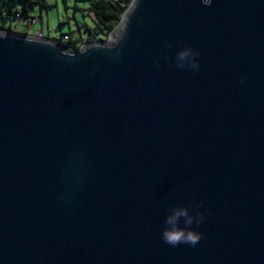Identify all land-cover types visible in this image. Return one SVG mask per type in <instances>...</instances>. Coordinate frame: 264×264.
Returning <instances> with one entry per match:
<instances>
[{
    "label": "water",
    "instance_id": "1",
    "mask_svg": "<svg viewBox=\"0 0 264 264\" xmlns=\"http://www.w3.org/2000/svg\"><path fill=\"white\" fill-rule=\"evenodd\" d=\"M0 264H264V0H132L78 51L0 29Z\"/></svg>",
    "mask_w": 264,
    "mask_h": 264
},
{
    "label": "rangeland",
    "instance_id": "2",
    "mask_svg": "<svg viewBox=\"0 0 264 264\" xmlns=\"http://www.w3.org/2000/svg\"><path fill=\"white\" fill-rule=\"evenodd\" d=\"M89 0H44L33 1L31 15L20 13V17L4 18L0 25L6 28H20L28 34L42 32L47 38L59 40L64 34H71L74 40L88 37L87 27L94 26L93 14L88 10ZM23 4L19 3L20 9ZM104 35L102 36V38ZM108 37H104L106 40Z\"/></svg>",
    "mask_w": 264,
    "mask_h": 264
},
{
    "label": "clouds",
    "instance_id": "3",
    "mask_svg": "<svg viewBox=\"0 0 264 264\" xmlns=\"http://www.w3.org/2000/svg\"><path fill=\"white\" fill-rule=\"evenodd\" d=\"M204 7H209L213 0H199ZM198 51L190 45H184L177 49L172 57H170L175 67L180 69H190L193 72L199 71L200 64L197 60ZM154 64L160 63V57L153 58ZM243 83V78H241ZM195 209L194 211L191 209ZM204 215L199 211V205H182L177 204L166 210L163 219V225L160 232L161 239L170 246H176L184 243L194 246L202 238L203 233L198 231L197 227L204 221Z\"/></svg>",
    "mask_w": 264,
    "mask_h": 264
},
{
    "label": "trees",
    "instance_id": "4",
    "mask_svg": "<svg viewBox=\"0 0 264 264\" xmlns=\"http://www.w3.org/2000/svg\"><path fill=\"white\" fill-rule=\"evenodd\" d=\"M33 1H40L44 5V0H0V15L4 18H18L17 14L22 12L23 14L31 15V4ZM90 5L88 10L92 12L94 19V26L87 27L88 37L86 41L93 40H105L104 37H108L111 30L119 22L123 12L129 6L132 0H89ZM19 3L23 6L20 9ZM0 29H10L6 28L4 25H0ZM65 35V34H64ZM69 39L63 41L62 36L60 41L68 43V45L78 51L84 40L81 38L74 40L71 34ZM104 37L102 38V36ZM85 41V42H86Z\"/></svg>",
    "mask_w": 264,
    "mask_h": 264
},
{
    "label": "built area",
    "instance_id": "5",
    "mask_svg": "<svg viewBox=\"0 0 264 264\" xmlns=\"http://www.w3.org/2000/svg\"><path fill=\"white\" fill-rule=\"evenodd\" d=\"M17 17H19V14H17ZM36 36H39V37H44L42 33H39L38 35ZM62 39L63 41H66L67 39H69V35L68 34H65L62 36Z\"/></svg>",
    "mask_w": 264,
    "mask_h": 264
},
{
    "label": "crops",
    "instance_id": "6",
    "mask_svg": "<svg viewBox=\"0 0 264 264\" xmlns=\"http://www.w3.org/2000/svg\"><path fill=\"white\" fill-rule=\"evenodd\" d=\"M5 26V25H4ZM10 29H12V30H15V31H20V32H24V30H21L20 28H10ZM25 33H27V32H25ZM39 33H42V32H38V34ZM38 34H31V35H38ZM43 34V33H42ZM44 36V35H43ZM45 37V36H44ZM53 39V38H52Z\"/></svg>",
    "mask_w": 264,
    "mask_h": 264
}]
</instances>
